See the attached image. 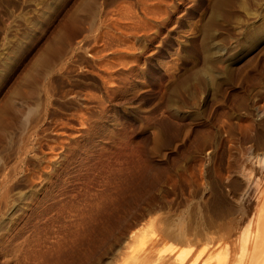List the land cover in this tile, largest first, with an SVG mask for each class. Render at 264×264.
<instances>
[{"label": "rangeland", "instance_id": "1", "mask_svg": "<svg viewBox=\"0 0 264 264\" xmlns=\"http://www.w3.org/2000/svg\"><path fill=\"white\" fill-rule=\"evenodd\" d=\"M0 264H264V0H0Z\"/></svg>", "mask_w": 264, "mask_h": 264}]
</instances>
